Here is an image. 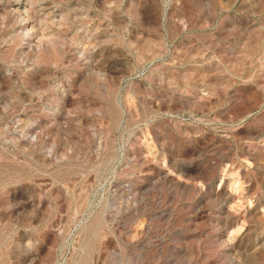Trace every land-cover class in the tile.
Returning a JSON list of instances; mask_svg holds the SVG:
<instances>
[{
	"label": "rangeland",
	"instance_id": "374dc122",
	"mask_svg": "<svg viewBox=\"0 0 264 264\" xmlns=\"http://www.w3.org/2000/svg\"><path fill=\"white\" fill-rule=\"evenodd\" d=\"M0 264H264V0H0Z\"/></svg>",
	"mask_w": 264,
	"mask_h": 264
}]
</instances>
